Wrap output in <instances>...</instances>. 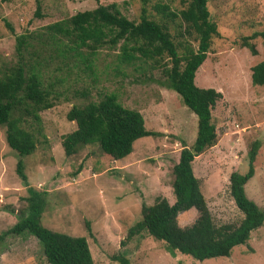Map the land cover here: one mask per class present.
Instances as JSON below:
<instances>
[{
	"label": "rangeland",
	"instance_id": "374dc122",
	"mask_svg": "<svg viewBox=\"0 0 264 264\" xmlns=\"http://www.w3.org/2000/svg\"><path fill=\"white\" fill-rule=\"evenodd\" d=\"M145 1L151 14L155 3L181 8L179 0ZM38 2L40 17L34 14L36 0L0 1V69L15 62L17 35L36 32L98 4L115 3L126 19L137 22L143 6L142 0ZM207 10L218 37L197 69L194 84L213 88L221 99L211 111L216 141L193 159L191 167L213 223L237 225L242 215L229 196L228 178L233 172L246 171L247 152L255 141L260 143L256 174L245 184L244 192L264 214V87L250 81V68L264 61V37L257 35L248 41L254 45V56L241 46L243 38L264 33V0H208ZM117 52L99 51L89 75L74 69L66 74L56 62L45 61L44 85L51 84L58 98L52 108L40 113L42 136L34 152L22 158L26 183L15 174L17 155L5 144L4 128L0 127V234L17 222L18 211L25 206L20 198L26 187H32L47 193L41 214L43 227L85 237L93 264H118L111 259L117 254L127 258L128 264H264V221L250 233L246 245L234 247L228 258L202 262L179 253L170 256L163 242L145 231L126 238L128 229L141 218L142 205H151L156 197L172 204V167L182 145L190 147L195 138L196 118L176 93L161 85V74L148 79L147 73L142 75L131 67L116 70ZM82 92L87 96H81ZM109 93L124 108L139 112L144 128L154 136L136 140L131 153L119 161L107 158L96 145L65 157L60 138L75 129V124L66 120L68 110ZM79 166V174L73 176ZM198 217L190 209L177 215V224L188 227ZM85 222L91 236H87ZM0 264L47 263L35 238L23 234L0 240Z\"/></svg>",
	"mask_w": 264,
	"mask_h": 264
},
{
	"label": "trees",
	"instance_id": "16d2710c",
	"mask_svg": "<svg viewBox=\"0 0 264 264\" xmlns=\"http://www.w3.org/2000/svg\"><path fill=\"white\" fill-rule=\"evenodd\" d=\"M207 1L179 0V9L155 3L154 14H151L145 8L146 1L142 0L137 22L126 19L115 3L98 4L36 32L15 36L16 60L0 69V127L4 128L5 144L17 155L14 171L22 183H26L22 158L34 152L38 137L42 136L40 113L52 108L58 98L51 84L44 85L45 61L56 62V66L65 68L66 74L74 69L89 75L99 51L116 50V70L119 66L131 67L142 75L147 73L148 79H153L155 73L164 76L161 85L176 93L183 106L195 115L196 134L190 147L182 145L172 167V204L163 197H156L151 205H142L141 218L128 229L126 238L145 231L155 241L163 242L170 256L179 253L198 262L228 258L234 247L246 245L250 233L264 221L263 212L244 192L245 184L256 174L259 142L249 147L246 171L233 172L228 178L229 196L242 215L237 225L213 223L199 181L192 172L193 159L216 141L211 111L221 99V94L213 88H198L194 84L197 69L205 60L213 39L218 37ZM39 9L36 0L34 14L37 17H40ZM6 26L11 30L9 24ZM257 35L264 37V33L252 34L241 43L253 56L256 51L248 41ZM250 81L253 86L264 87V61L250 68ZM81 96H87V92H82ZM66 120L75 124L73 131L60 138L63 155L67 158L82 147L96 145L107 158L119 161L131 153L136 140L155 134L144 128L139 112L124 108L112 93L102 94L97 101L72 105ZM80 170L81 166L73 176ZM46 195L45 191L26 187L25 196L20 198L25 206L18 211L17 222L0 234V240L7 235L24 234L35 238L47 264H93L85 237L43 227L41 214L46 206ZM190 209L199 217L190 226L179 227L177 215ZM85 230L87 236L92 235L88 222H85ZM111 259L118 264H128L122 254Z\"/></svg>",
	"mask_w": 264,
	"mask_h": 264
}]
</instances>
